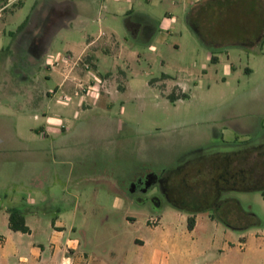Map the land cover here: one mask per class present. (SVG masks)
<instances>
[{
  "label": "rangeland",
  "instance_id": "374dc122",
  "mask_svg": "<svg viewBox=\"0 0 264 264\" xmlns=\"http://www.w3.org/2000/svg\"><path fill=\"white\" fill-rule=\"evenodd\" d=\"M42 1L19 0L0 17V227L7 223L5 209L12 206L25 207L29 223H42L33 224L34 236L18 232L10 242L44 241L51 232L47 223L61 214L63 238L77 240L94 264H139L134 239L158 240L161 234L174 239L173 246H159L176 252L168 264H218V250L226 245L221 264H264L260 191H227L222 198L237 200L261 226L241 231L219 224L217 229L209 223L220 222L203 212L191 232L186 216L166 202L159 187L160 178L185 158L264 136V34L221 37L206 21L200 37L188 13L204 0L184 8L176 4L172 27L160 29L150 44L128 35L122 18L99 22L95 17L61 31L49 53H69L75 59L88 36L113 32L110 42L106 36L99 40L112 51L94 54L96 69L93 59L81 57L67 69L61 64L24 73L8 55L9 32ZM94 1L96 6L110 5L108 0ZM247 1L239 0L238 9ZM256 2L264 18V0ZM163 14L154 15L159 23ZM263 18L246 16L245 22L252 27ZM212 54L215 63L210 62ZM62 72L65 82L59 85ZM91 73L100 82L91 83ZM151 79L156 81L149 83ZM175 87L187 97L170 101L167 95ZM35 89L40 103L31 108L28 97ZM93 89L96 96H91ZM61 92L71 99L59 100ZM42 109L55 118L51 124ZM150 248L141 251L143 257ZM185 251L194 256L184 258Z\"/></svg>",
  "mask_w": 264,
  "mask_h": 264
},
{
  "label": "crops",
  "instance_id": "0c3cea01",
  "mask_svg": "<svg viewBox=\"0 0 264 264\" xmlns=\"http://www.w3.org/2000/svg\"><path fill=\"white\" fill-rule=\"evenodd\" d=\"M143 1H145L146 4H144ZM198 1L201 0H108L110 5L102 6L101 4L100 6H96L97 3L94 0H44L42 2H37V4L32 7L31 12L23 20H26V22L20 31L16 30L14 32H9L12 39L9 44L10 47L7 48L9 51L8 55L14 65H16V63L21 64L24 73H28L29 70L35 67L38 69L41 66L53 70L54 67L61 64L67 69V66H70V64H74L76 61L81 60V57L87 58V56L93 59L94 65H91V67L96 69L97 59L94 54L99 52L107 54L112 51L105 43H100L99 40L103 36H106V40L110 42L109 38L114 37L113 32L105 34L104 31H99L95 37L88 36L86 43L75 59H73L69 53L67 55H62L60 53L53 55L49 53V49L55 37L61 31L70 30L75 24L85 25L89 20L95 17H97L99 22H103L107 18H113L115 20L122 18L128 35L135 39L140 38L143 43L150 44L160 29L172 27L171 16L176 8V4H178V6L187 4L189 5L188 7H190V5L193 6V4H196ZM188 7L185 8V10H187ZM163 12L164 14L159 23L154 15L155 13L160 15V13ZM189 14L190 12L188 16ZM23 21H21L18 26ZM2 49L3 47L0 48V50ZM65 74L66 72H62V80L59 85L65 82ZM49 94L50 92L47 91L46 95ZM28 103L31 108L39 107L40 93L38 89H35V92H32L30 97H28ZM41 113L48 123L51 124L53 122L52 120H55V118L46 115L45 109H42ZM19 205L21 206V203ZM28 205L32 206L33 204ZM24 208L25 207L21 209L24 211L25 222L30 232L23 234L34 236L35 230L33 224L38 226L42 223H29V214H27L29 212H26V208ZM181 213L184 214L187 219L188 215L183 212ZM3 214L7 223H1L2 226L0 227V229L5 227V234H0V264H94L95 260L92 256L86 252L80 251V244L77 240L63 238L64 226H62L59 220L61 214L56 216L52 223H47L50 226L51 232L44 240L45 243L43 240H31L26 245H13V243L10 242V236L20 231H13L9 228L7 209H5ZM31 216H34L35 222L39 220L38 213L34 212ZM158 224L157 222V225L153 227L151 232L157 230ZM198 224L196 214L195 226L189 231L193 232ZM219 224L221 223H209V225L217 229L219 228ZM228 234L231 235L230 232ZM242 237L244 240L240 244L243 246L241 248L244 249L246 242L245 237ZM134 242L138 244L139 249L138 254L134 257V261L139 264H168L170 257L177 255L174 249L163 250L159 248V246L167 247L174 245V239L169 237L168 234H161L158 240L152 238H136ZM228 246L229 245H226V248L222 246V248L218 250V264H221L223 258L226 257ZM146 248H150V252L147 257H143L141 251ZM182 256L184 258H192L194 255L189 251H185L182 252ZM145 258H147L146 261L144 260Z\"/></svg>",
  "mask_w": 264,
  "mask_h": 264
},
{
  "label": "trees",
  "instance_id": "16d2710c",
  "mask_svg": "<svg viewBox=\"0 0 264 264\" xmlns=\"http://www.w3.org/2000/svg\"><path fill=\"white\" fill-rule=\"evenodd\" d=\"M256 1H247V6L238 9V4H241L239 0H204L191 9L188 21L200 37H203L201 24L206 21L212 22L211 27L221 37L238 33L246 37L251 32L263 35L264 21L252 24V27L245 22L246 16L256 20L263 18L261 6ZM25 22L26 20L16 30L20 31ZM248 43L252 42L247 41L245 44ZM89 59L87 57L86 62ZM210 62H217V57L212 54ZM166 78V75L161 76V79ZM154 81L156 79H151L149 83ZM176 89L177 87L167 95L172 102L187 97L180 90L175 92ZM248 142L226 146L224 150L198 152L180 161L160 178L159 187L166 202L188 215V230L195 226V215L203 212H208L210 219L232 230L243 231L251 226L262 225L253 213L244 211L237 200L222 198V194L227 191L258 190L264 200V136L257 141L255 139ZM7 212L11 230L30 232L21 208L12 206L7 208ZM250 219L252 220L248 222Z\"/></svg>",
  "mask_w": 264,
  "mask_h": 264
},
{
  "label": "built area",
  "instance_id": "2783aa9c",
  "mask_svg": "<svg viewBox=\"0 0 264 264\" xmlns=\"http://www.w3.org/2000/svg\"><path fill=\"white\" fill-rule=\"evenodd\" d=\"M19 0H5L4 2H3V4L0 6V17H1V12L3 11V10H5L7 7H9L10 5H13V4H15V3H17ZM86 68H88V65L86 64ZM92 75H91V77L93 78L90 82L92 83H94L95 81H94V79H96L97 81H99L100 82V80H99V78L98 77H96L93 73H91ZM87 86V89H88V92H90L89 90L92 88V85H90V84H88V85H86ZM74 94L77 96V95H79V92L76 90L75 92H74ZM93 94H95L94 93V89L92 90V92H91V96H96V95H93ZM58 99L59 100H61V101H64V102H66V101H69L70 99H71V95H68V94H66V93H64V92H61L60 94H58Z\"/></svg>",
  "mask_w": 264,
  "mask_h": 264
}]
</instances>
